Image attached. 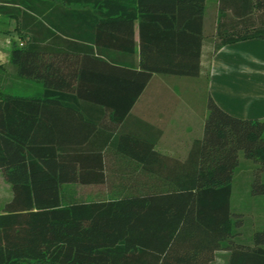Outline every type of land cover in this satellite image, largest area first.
I'll list each match as a JSON object with an SVG mask.
<instances>
[{
  "label": "trees",
  "instance_id": "1",
  "mask_svg": "<svg viewBox=\"0 0 264 264\" xmlns=\"http://www.w3.org/2000/svg\"><path fill=\"white\" fill-rule=\"evenodd\" d=\"M205 2L1 0L0 15L21 20V43L14 41L10 54L17 76L43 89L41 95H0V169L13 185V199L0 214V264H167L163 255L182 245L180 239L197 237L193 249H215V260L226 250L228 264H264V223L253 240L235 239L245 230L241 211L232 208L247 195H264V120L236 117L212 95L203 138L193 142L185 162L174 161L172 170L160 173L158 187L96 201H72L62 190L64 184L89 180L79 172L84 163L71 159L83 148L59 139L65 91L90 97L84 85L93 73L97 86L90 98L98 104L121 102L128 114L155 72L198 76ZM218 10L215 51L264 39V0H218ZM137 19L141 68L114 66L121 72L111 89L103 55L114 33L106 27L124 23L115 36L134 53ZM112 90L128 96L119 91L115 97ZM155 144L154 160L145 164L162 168L173 160L155 151ZM244 184L248 190L240 198ZM214 203L215 215L210 208L196 210Z\"/></svg>",
  "mask_w": 264,
  "mask_h": 264
},
{
  "label": "crops",
  "instance_id": "2",
  "mask_svg": "<svg viewBox=\"0 0 264 264\" xmlns=\"http://www.w3.org/2000/svg\"><path fill=\"white\" fill-rule=\"evenodd\" d=\"M218 15V0L216 10L215 0H206L201 73L191 76L155 72L128 114L124 113L126 107L121 102L117 105L98 104L90 98L97 86L93 73H90L84 85L90 97L81 96L73 89L65 91V102L68 103L59 105V139L67 147L83 148L81 154L71 159L84 163L79 172L89 179L86 183L64 184L63 193H66V189L72 190L67 196L69 199L110 200L118 194L147 192L158 187L156 184L160 173L166 174L172 170L174 161L185 162L193 142L203 138L209 95L236 117L264 120V39L242 40L215 51ZM0 19L5 25L0 27V95H41L42 84L20 79L17 66L11 61L13 42L21 43L18 37L21 20L2 15ZM124 28V23L115 21L106 27L108 32L114 33L104 44L106 53L103 55L108 63L106 85L111 89H116L113 83L116 74L121 72L114 70V66L141 68L140 19L135 21L137 44L134 53L128 50L129 44L115 36ZM3 34H7L5 41L2 40ZM188 56L187 62H190V54ZM171 57L180 59L177 55ZM186 58L182 60L184 63ZM88 68L93 71V64ZM78 83L75 80L72 86L76 87ZM16 84L21 87L17 89ZM119 91L123 92V98H127L128 92L124 90H112L110 95L117 97ZM159 131H162L161 137ZM154 142L155 151L173 160L167 161L162 168L145 164L154 160L150 153ZM238 176H241L240 172ZM12 199L13 185L0 169V214ZM244 205L243 202H232L234 210L248 208ZM251 206L258 208V204ZM205 208L214 210L215 215V203L198 204L196 210ZM198 216L196 212V222L201 220ZM263 223L264 216L257 220L253 228L241 231V235L235 239L253 240L255 231ZM180 240L182 245H176L170 254L163 255L167 264H228L229 251L217 252L215 260V249H193V244L200 242L199 237Z\"/></svg>",
  "mask_w": 264,
  "mask_h": 264
},
{
  "label": "rangeland",
  "instance_id": "3",
  "mask_svg": "<svg viewBox=\"0 0 264 264\" xmlns=\"http://www.w3.org/2000/svg\"><path fill=\"white\" fill-rule=\"evenodd\" d=\"M215 10H216V0H215ZM1 19H0V27H2L4 25V22H2ZM6 36H7V34H3L2 40L5 41ZM1 51H2V49H1ZM2 69L3 68H1V70ZM4 69H6V68H4ZM197 82L199 83V81H197ZM202 84H204L203 81H202ZM16 87L18 89V88L21 87V85L20 84H16ZM247 187H248V185L246 186V184H244V185L239 187L240 192H241L240 195H239V196H241L240 198L244 197V195L246 193V190H248ZM65 192L66 193H64V195L67 197V196H70L69 193H72V190L71 189H66ZM235 202L236 203L243 202L245 204L244 206L248 207V208H244V209L241 210V214H242L241 216L243 218V223H244L243 228H244L245 231L253 228V226L257 223V220L258 219L261 220L263 218V216H264V195H260V196H248L247 195L246 199L244 197V200H237ZM251 204H258V208H255V207L251 206ZM250 207H252V208H250Z\"/></svg>",
  "mask_w": 264,
  "mask_h": 264
}]
</instances>
